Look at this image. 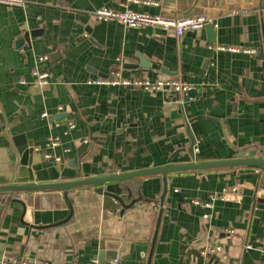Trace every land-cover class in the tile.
<instances>
[{
    "label": "crops",
    "instance_id": "obj_1",
    "mask_svg": "<svg viewBox=\"0 0 264 264\" xmlns=\"http://www.w3.org/2000/svg\"><path fill=\"white\" fill-rule=\"evenodd\" d=\"M102 8L206 17L214 34L206 26L183 35L162 25L130 27L96 18ZM263 50L264 0L0 5V185L28 176H17L11 160L16 143L36 159L38 183L230 160L240 147L264 146ZM35 70L48 72L49 83L37 84ZM117 72L132 81L175 77L191 88L152 92L89 83ZM51 138L59 144L49 147ZM167 181L163 205L162 175L123 181L124 192L132 193L125 202L137 201L123 214L113 197L97 192L103 185L71 190L72 207L58 189L32 200L23 192L0 193V263L14 257L33 264H115L116 258V264H147L161 208L151 264L264 261V246L254 242L264 239L263 168L174 172ZM107 242L121 243L118 257Z\"/></svg>",
    "mask_w": 264,
    "mask_h": 264
},
{
    "label": "water",
    "instance_id": "obj_2",
    "mask_svg": "<svg viewBox=\"0 0 264 264\" xmlns=\"http://www.w3.org/2000/svg\"><path fill=\"white\" fill-rule=\"evenodd\" d=\"M206 29L209 31L211 35L214 34L213 25L211 24L206 25ZM261 58L263 59V53L261 55ZM186 130H187V134L191 141L189 152L192 158L195 159L194 147L196 145V139L190 129L189 123L187 124ZM225 135H226V138H228L226 132H225ZM238 150H239L238 157L235 159H230V160L207 161V162H195L194 161L191 163L178 164V165H167L163 167L140 170V171H133V172H128V173L113 174L112 172H110V175H106L102 177H95V178H90V179L60 181V182H54V183H38L34 175V171L38 170V167H35L37 163L36 159L34 158V156H32L31 158V152L27 147L19 146V144L16 143L17 153L10 152L11 160L16 163L17 176L18 174H21L24 172H28V176L26 175L25 179L17 178V181L19 183L21 182V184H18V185H0V193L23 192L25 193V196H26V198L24 197L25 200H27L29 197L31 198L30 200H32V198L38 197L39 191L48 192V191H53V190L58 189V190L64 191L66 200L68 204L71 205L72 207V199L70 198V195H69L71 190L78 188V187H84V186L103 185L104 187H99L96 189L97 192L100 194H105L109 197H113L121 205L120 211L123 214L125 213L126 210L132 207L133 204L137 202L136 199H133L129 204L125 202L129 197H131L132 193L129 192L127 194L124 192L125 188L122 187V182L128 179H131V178L151 176V175H162L163 180H164V189H163V193L161 196V205H163L165 196L168 191V181L167 180H168L169 173L192 171V170L213 169V168H221V167H241V166L259 167V168L264 169V146L251 145V146H246V147H240L238 148ZM34 192H37V194H34ZM72 209H71V213L69 217L65 219L63 223H66L72 217L73 215ZM162 215H163V208H161L159 212L157 227L155 230V235H154L153 242H152V248L149 254L147 264H151ZM120 244L121 243L112 244V243L107 242L106 245H110L114 249H117V247ZM118 249H117V252L115 253L116 257H118ZM119 256H121L120 253H119Z\"/></svg>",
    "mask_w": 264,
    "mask_h": 264
},
{
    "label": "built area",
    "instance_id": "obj_3",
    "mask_svg": "<svg viewBox=\"0 0 264 264\" xmlns=\"http://www.w3.org/2000/svg\"><path fill=\"white\" fill-rule=\"evenodd\" d=\"M135 3H140L142 0H131ZM145 3H151L152 1H144ZM25 3V0H0V5L10 6V7H22ZM153 3V2H152ZM157 4V3H156ZM96 18L103 19L106 21H117L123 23L130 27H143V26H155L162 25L165 27H174L178 35H183L188 30H196L203 28L206 24L211 23V21L206 17H191V16H181L178 18H164L163 16H152L145 12L135 11L131 8L125 10H111L107 8L99 9L95 13ZM220 50H230V51H244L247 53H255L254 49H238L237 47H218ZM43 58V57H42ZM45 58V57H44ZM43 58V59H44ZM47 59V57H46ZM112 77L106 79H95L90 80L89 83L96 84H106V85H139L145 90L152 92H178L185 93L191 87L181 82L178 78L171 77L168 79H158L156 81L150 80H136L132 81L129 79H124L119 72L112 73ZM33 75L36 77V83L39 85H46L49 83L50 74L48 72H41L35 70ZM21 84H27L25 79H20ZM44 116H48L47 113H44ZM69 128H74L76 124L73 121H67ZM59 144L58 138H51L49 147H54ZM50 157V156H47ZM195 203L199 201L195 200ZM258 245L264 246V239L256 238L254 240ZM254 243L248 245L249 249H252ZM114 263H118V259L114 260ZM0 264H33L26 260H18L14 257H8L3 259ZM259 264H264V261Z\"/></svg>",
    "mask_w": 264,
    "mask_h": 264
},
{
    "label": "bare ground",
    "instance_id": "obj_4",
    "mask_svg": "<svg viewBox=\"0 0 264 264\" xmlns=\"http://www.w3.org/2000/svg\"><path fill=\"white\" fill-rule=\"evenodd\" d=\"M208 24H211V25H212V23H208ZM208 24H206V25H208ZM206 25H205V26H206Z\"/></svg>",
    "mask_w": 264,
    "mask_h": 264
}]
</instances>
